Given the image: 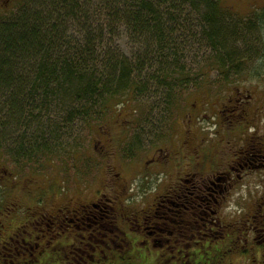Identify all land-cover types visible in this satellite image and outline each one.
<instances>
[{"label":"rangeland","instance_id":"rangeland-1","mask_svg":"<svg viewBox=\"0 0 264 264\" xmlns=\"http://www.w3.org/2000/svg\"><path fill=\"white\" fill-rule=\"evenodd\" d=\"M8 1L10 4L3 6L0 15L5 16L12 11L19 0H5ZM220 1L227 9L230 8L231 13L227 12L226 16L231 19L245 18L251 12L264 8V0ZM182 8L187 9L182 15L190 14L189 20L182 24L183 16H174L180 19L178 32L185 34L188 43L182 46L184 52L180 55L184 56L182 64L186 67L190 83L187 87L174 89L178 98L173 104L166 105L167 93L164 94L149 78L150 92L145 94L148 97L135 98L133 107L128 102L120 112L108 109L109 117L102 113L96 114L95 119L89 120L95 125L94 128H90V123L81 117L69 121L65 119V113L53 111L52 123L48 128H13L4 133L0 142V234L15 223L27 224L32 221L31 214L34 211L41 210L48 214L50 205L63 206L71 200H88L94 196L95 187L101 188L102 183H106L111 188L114 181L120 178L129 182L127 193L132 194L128 196L132 202L135 200L139 203L140 199L138 194H133L132 189L139 190L142 186H148L145 194L149 198L161 184L159 179L163 176L145 178L141 174L145 167L140 163L146 159L150 146H163L166 151L175 145L172 142L177 136L180 140L188 141L185 145L197 146V154L191 157L178 151V156L188 158L187 161H190L189 158L196 161L213 149L215 152L216 147L217 155L225 156L226 152L230 154V160L239 146L240 132L250 136L264 132V57L260 55L258 39L264 27L248 37L250 47L243 45L241 38L236 41L242 61L230 75H220L215 68L204 75L199 71L206 60L212 57L211 47L200 41V32L193 36L191 30L192 20L194 22L200 18V11L195 7L190 8L188 4ZM108 18H105L102 30L115 36L118 45L112 46V49L132 57L138 51V45L130 28L120 24L116 29L110 28ZM176 68L174 65L173 71ZM235 97L245 98L244 109L256 114L258 128H235L237 125L232 128L233 124L229 125L230 112H218L220 105L223 109L227 104L235 103ZM193 111L200 112L198 119L188 122L187 115ZM150 118L155 120V123L149 122L153 125L148 124ZM34 138L36 140L31 147ZM37 139L43 140L39 147ZM149 168L152 174L163 173L154 163ZM262 183L256 177L238 179L233 174L223 209L225 217L231 220L242 212H249L261 191ZM247 249L249 253L245 256L236 254L218 264H264V257L261 260L254 259L250 245H247ZM47 252L38 260L45 257Z\"/></svg>","mask_w":264,"mask_h":264},{"label":"trees","instance_id":"trees-1","mask_svg":"<svg viewBox=\"0 0 264 264\" xmlns=\"http://www.w3.org/2000/svg\"><path fill=\"white\" fill-rule=\"evenodd\" d=\"M185 4L200 11V18L192 20V35L200 32V41L212 51L199 72L208 75L215 68L230 75L242 61L236 41L241 38L250 47L248 37L264 27V8L231 19L226 16L230 8L220 0H19L0 15V142L13 128H48L53 111L65 113L69 121L81 117L90 123L99 113L109 117L108 109L120 112L128 102L133 107L135 98L148 97L149 78L167 93L166 105L173 104L178 98L174 89L190 83L180 55L188 43L178 32V17L183 16L182 24L191 17L182 15ZM106 17L110 28H130L138 45L132 57L112 49L118 44L102 30ZM42 141L37 139L38 147ZM39 257L26 264H51L48 257ZM117 264L160 261L122 253Z\"/></svg>","mask_w":264,"mask_h":264},{"label":"flooded vegetation","instance_id":"flooded-vegetation-1","mask_svg":"<svg viewBox=\"0 0 264 264\" xmlns=\"http://www.w3.org/2000/svg\"><path fill=\"white\" fill-rule=\"evenodd\" d=\"M9 4L0 0V10ZM244 99L235 97V103L223 109L220 105L218 112H230L232 128H258L256 114L244 109ZM198 114L190 112L188 122L198 119ZM239 134V146L230 160L226 152L217 155L216 147L215 152L187 161L178 151L191 157L197 154V146L185 145L188 141L177 136L175 145L169 144L172 148L166 151L163 146L148 147L140 173L145 178L163 175L149 198L148 186L131 188L140 197L139 203L132 202L129 182L120 178L111 188L106 183L95 187L88 200L50 205L46 215L34 211L29 223L18 222L2 230L0 264H26L46 250L51 264H117L122 253L158 259L160 264H207L236 254L245 256L247 245L254 259L264 257V132ZM153 163L163 173L152 174L149 166ZM233 174L238 179L256 177L263 183L251 210L230 220L223 209Z\"/></svg>","mask_w":264,"mask_h":264}]
</instances>
